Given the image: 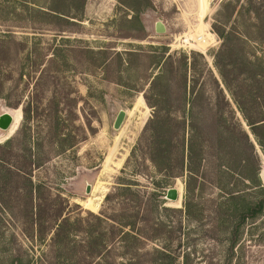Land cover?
Masks as SVG:
<instances>
[{"label": "rangeland", "instance_id": "374dc122", "mask_svg": "<svg viewBox=\"0 0 264 264\" xmlns=\"http://www.w3.org/2000/svg\"><path fill=\"white\" fill-rule=\"evenodd\" d=\"M249 1L211 0L202 46L200 0H0V117H19L0 129V264H264V214L231 249L229 194L259 195L239 183L240 130L262 182L264 152L217 69L264 73Z\"/></svg>", "mask_w": 264, "mask_h": 264}, {"label": "trees", "instance_id": "16d2710c", "mask_svg": "<svg viewBox=\"0 0 264 264\" xmlns=\"http://www.w3.org/2000/svg\"><path fill=\"white\" fill-rule=\"evenodd\" d=\"M255 4L258 5V7L254 6ZM251 9L256 10L257 17L261 20V26L264 28V19H262V14L260 10H264V0H259L255 2L254 0L249 1V8L248 11ZM224 40L223 42V48L222 50L230 52V47L228 46L226 35L223 33H218ZM218 71L222 78L223 85L229 95L231 96L234 104L236 105L238 111L241 113L244 121L249 126L251 134L256 138V140L259 142L263 152H264V140L262 139V136H264V73L262 74H248L246 75H234L233 71L229 70L228 67H226L222 62L218 63ZM161 111L155 110L154 116L150 122L151 130L154 131L152 134V161L156 164L157 158L161 155V151L157 150L158 148V127L161 125ZM157 134V135H156ZM241 135V142L239 144L238 150L239 155H245L246 161L242 160L241 168L238 170V176H239V183L242 185L250 184L253 182L256 184V188L258 192H255L254 195L259 193V195H256L254 200H248L247 194L239 192L238 194H229V201L234 202L236 200H239L240 204H237L236 206V212L238 213V220L232 228L231 232V249L234 248V246L237 244V241L240 237V235L244 231L245 225L249 222L251 224H254L257 219H259L264 214V186L263 182L260 176V168L254 170L251 174H248L247 172V166L249 165V160L247 158L248 156H255V147L252 143L249 134L241 129L240 130ZM151 150V151H152ZM159 151V152H158ZM193 147L192 145L189 147V165H190V171L193 172ZM0 162H4L2 158H0ZM240 163V162H239ZM33 204L31 205V208L33 210ZM30 214L31 211H30ZM33 216V215H32ZM30 215V217H32ZM60 220V223L57 224L56 230H55V236L54 240L57 243L64 242L65 236H67V227L70 224V219L67 217H63V212L60 210L57 212L55 220L56 222ZM98 219V218H96ZM98 221H100L98 219ZM34 222L31 224V228L33 226ZM125 228L135 229L134 224H127L124 226ZM123 227V228H124ZM129 234H125L123 236V239L126 240V237H128ZM31 237V236H29ZM138 241L137 239H135ZM134 264V263H133Z\"/></svg>", "mask_w": 264, "mask_h": 264}, {"label": "water", "instance_id": "95a60500", "mask_svg": "<svg viewBox=\"0 0 264 264\" xmlns=\"http://www.w3.org/2000/svg\"><path fill=\"white\" fill-rule=\"evenodd\" d=\"M155 29H156L157 34H164L166 32V28H165L164 24L161 22H158L156 24ZM126 115L127 114L125 111L119 112V114L115 120V123H114V130L117 131L122 127V125L125 121ZM13 122H14V119L10 114L2 115L0 117V129L3 131L9 130L11 128V126L13 125ZM88 193H89V190H88ZM179 198H180L179 190L176 188L169 189L167 191L166 197H165L166 200L173 202V203L178 202Z\"/></svg>", "mask_w": 264, "mask_h": 264}, {"label": "bare ground", "instance_id": "6f19581e", "mask_svg": "<svg viewBox=\"0 0 264 264\" xmlns=\"http://www.w3.org/2000/svg\"><path fill=\"white\" fill-rule=\"evenodd\" d=\"M211 0H200V15H199V24H200V30H201V33L198 34L195 38V40L197 41V43H199L200 45H204V46H208L210 45L211 41H212V35L211 33L208 34L205 32V25H204V18L205 16L207 15V13H209V2ZM18 119L19 117H17V121H16V118H14V124H15V121L16 123L18 122ZM13 124V126H14ZM12 126V127H13Z\"/></svg>", "mask_w": 264, "mask_h": 264}, {"label": "flooded vegetation", "instance_id": "af4514ba", "mask_svg": "<svg viewBox=\"0 0 264 264\" xmlns=\"http://www.w3.org/2000/svg\"><path fill=\"white\" fill-rule=\"evenodd\" d=\"M16 118V117H15Z\"/></svg>", "mask_w": 264, "mask_h": 264}]
</instances>
